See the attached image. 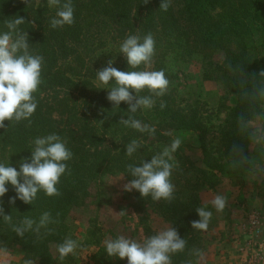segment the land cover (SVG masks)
<instances>
[{
    "label": "trees",
    "instance_id": "obj_1",
    "mask_svg": "<svg viewBox=\"0 0 264 264\" xmlns=\"http://www.w3.org/2000/svg\"><path fill=\"white\" fill-rule=\"evenodd\" d=\"M143 2L72 0L74 23L52 29L48 21L55 16L56 9L49 8L47 0L38 4L32 0L28 6L22 0H0V32L6 31L5 19L24 17L29 23L20 28L28 31L31 48L44 57L42 84L34 94L38 107L31 125L28 121L10 125L5 121L9 127L0 129V162L10 163L19 171L21 160L31 156L32 141L50 133L65 139L73 153L68 162L71 175L61 177L57 187L62 194L58 197L40 192L33 205L19 199L12 205L9 198L15 196V190L7 185L9 191L2 198L5 214H12L14 220L23 216L38 219L44 211H50L59 220L50 225L55 228L53 235L36 241L30 233L18 237L0 217V246L20 251L22 259L34 258L35 264H61L54 245L66 236L73 238L65 224L71 211L89 201L104 177L119 175L125 176L126 183L131 180L126 165H139L142 159L150 161L152 155L170 143L172 132L195 134L199 154L194 159L187 158L180 149L174 154L179 167L172 175L175 199L171 204L154 202L150 197L143 199L133 190L136 213L151 209L161 221L178 230L181 238L188 241V248L203 249L204 232L191 227V221L199 219L195 211L201 206L199 189L217 188L223 180L231 187L245 183L246 175L231 170L228 162L232 144H243L248 151V142L237 136L236 117L247 109L238 96L237 77L227 66L242 64L249 74L264 70L260 56L264 50V0H172L166 12L160 10L162 0ZM149 32L155 39L152 70H164L170 81L167 94L157 99L153 109L135 114L144 123L155 125L154 137L120 125L121 116H128V105L121 102L119 108L113 109L107 96L94 84L101 65L99 53L106 50L119 59L118 70H144L143 65L139 69L129 68L119 46L129 34L143 37ZM167 58L176 64L200 63L204 80L220 83L234 99L224 124L212 137L214 143L209 142L210 129L197 112L188 105L177 104L172 87L176 77L166 67ZM161 99L166 102L163 110L159 107ZM133 139L139 140L142 147L129 158L126 145ZM144 231L151 235L149 228L144 227ZM93 245L91 264H123L118 257L107 255L101 240ZM185 258L184 254L173 256V264H182ZM63 264H71V255Z\"/></svg>",
    "mask_w": 264,
    "mask_h": 264
},
{
    "label": "clouds",
    "instance_id": "obj_2",
    "mask_svg": "<svg viewBox=\"0 0 264 264\" xmlns=\"http://www.w3.org/2000/svg\"><path fill=\"white\" fill-rule=\"evenodd\" d=\"M22 2L28 6L32 0ZM39 2L36 0L37 4ZM148 2L144 0L143 3ZM171 4L172 0H162L160 10L168 11ZM47 6L56 9L55 16L48 21L50 28H62L74 23L72 0H47ZM26 22L29 23L19 15L5 19L3 24L6 31L0 32V129L4 130L10 124L22 121H28L30 126L31 117L38 107L34 94L42 84L44 57L31 48L28 31L20 28ZM31 23L35 24L34 21ZM119 53L126 58L129 68L139 69L143 65L145 70L121 71L113 67L114 60H109L106 67L96 71V89L108 90L106 98L113 104V109L119 108L121 102L128 105V116L126 119L121 116L120 125L154 137L155 125L144 123L135 116L138 111L153 109L157 99L164 97L169 90L170 81L164 70H148L154 63L153 34L149 32L143 37L139 34L127 35L120 43ZM227 67L237 77L238 96L247 109L236 117L237 136L247 140L248 151L255 153L249 155L243 144L233 143L228 155L229 167L235 172L244 173L249 181L264 179V70L249 74L242 64L235 67L229 64ZM142 92L148 94L141 95ZM159 107L163 110L166 102L161 99ZM5 121L9 122L7 127ZM182 143V138L175 136L161 151L152 155L150 161L142 159L139 165L127 164L126 172L132 179L123 185L124 191L136 190L143 199L150 197L154 202L171 204L175 199L172 175L179 167L174 154ZM32 145L31 156L21 160L19 171L10 163L0 162V217L18 237L23 238L30 233L36 241H41L55 233V228L50 225L58 224L59 220L54 219L50 211H44L38 219L23 216L14 220L12 214H5L2 198L9 191V184L15 190V196L9 198L12 205L17 199L33 205L40 192L48 197L60 196L62 193L57 185L62 176L71 175L68 162L73 159V153L67 147V141L56 133L36 137ZM141 147V142L133 139L126 145L125 154L131 158ZM228 203L226 195L212 194L210 199L203 200L201 206L195 209L199 219L191 221V227L196 231L208 232L213 210L216 214H223ZM125 214L123 210L117 213L119 216ZM255 215L253 213L250 217L253 224L257 222ZM102 243L109 257L126 258L127 264H173V256L179 254L186 257L182 264H207V252L195 246L188 248V241L181 238L172 224L164 225L154 234L140 239L120 234L115 238L106 237ZM82 249V242L70 235L54 245L61 264L69 255L75 256ZM12 261L8 248L0 246V264H12ZM22 264H35L34 258H25Z\"/></svg>",
    "mask_w": 264,
    "mask_h": 264
},
{
    "label": "rangeland",
    "instance_id": "obj_3",
    "mask_svg": "<svg viewBox=\"0 0 264 264\" xmlns=\"http://www.w3.org/2000/svg\"><path fill=\"white\" fill-rule=\"evenodd\" d=\"M260 56L264 59V50ZM99 58L101 65L98 70L106 67L109 60H114L113 67L118 69L120 62L116 55H110L106 50L99 53ZM166 67L176 77L172 87L177 104L188 105L197 112L210 129L209 142L214 143L216 132L224 124L225 115L233 107L234 99L220 83L204 80L198 62L176 64L167 58ZM94 84L97 87L96 77ZM101 90L107 96L108 90ZM175 136L182 138L179 149L186 152L187 158L198 156V138L195 134L172 132L170 140ZM121 177L106 176L101 179L89 201L72 210L66 219L69 233L83 244V249L78 250L77 255H71V264H91V254L95 250L93 242L96 240L102 243L106 237L115 238L120 234L140 239L148 236L145 235L144 227L149 228L152 235L168 225L151 209H143L141 214L134 211L136 201L133 192L124 191L126 182L125 179L119 180ZM199 190L201 203L216 193L226 195L229 200L223 214H216L213 210L209 230L202 234L203 250L208 254L207 264H264V179L249 181L246 176L241 187H231L228 181L223 180L217 188L203 186ZM209 208L212 210L210 205ZM122 210L126 214L117 215ZM253 213L256 214L255 224L250 220ZM9 251L13 258L12 264H22L20 251L14 248ZM122 261L127 264L126 258Z\"/></svg>",
    "mask_w": 264,
    "mask_h": 264
}]
</instances>
